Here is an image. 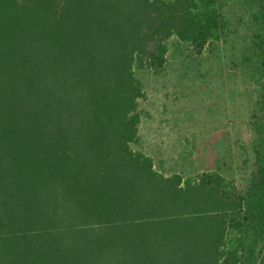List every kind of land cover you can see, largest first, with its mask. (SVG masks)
I'll list each match as a JSON object with an SVG mask.
<instances>
[{
  "label": "trees",
  "instance_id": "trees-1",
  "mask_svg": "<svg viewBox=\"0 0 264 264\" xmlns=\"http://www.w3.org/2000/svg\"><path fill=\"white\" fill-rule=\"evenodd\" d=\"M231 4L0 0V264H264V0ZM173 64L239 85L238 178L138 148L140 75Z\"/></svg>",
  "mask_w": 264,
  "mask_h": 264
},
{
  "label": "rangeland",
  "instance_id": "rangeland-1",
  "mask_svg": "<svg viewBox=\"0 0 264 264\" xmlns=\"http://www.w3.org/2000/svg\"><path fill=\"white\" fill-rule=\"evenodd\" d=\"M225 2L231 6L233 0ZM229 12L236 22L234 9ZM215 68L213 63V71ZM180 72L173 64L164 73L140 75L144 97L138 148L165 175L219 167L238 178L252 160L253 137L247 125V101L240 95L239 85L210 89L201 87L198 77L191 85L179 79Z\"/></svg>",
  "mask_w": 264,
  "mask_h": 264
}]
</instances>
